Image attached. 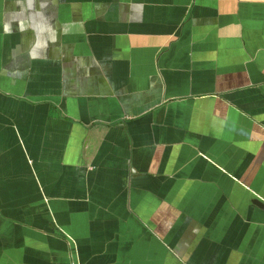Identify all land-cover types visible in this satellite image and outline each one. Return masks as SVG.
<instances>
[{
    "label": "crops",
    "instance_id": "0c3cea01",
    "mask_svg": "<svg viewBox=\"0 0 264 264\" xmlns=\"http://www.w3.org/2000/svg\"><path fill=\"white\" fill-rule=\"evenodd\" d=\"M264 0H0V264H264Z\"/></svg>",
    "mask_w": 264,
    "mask_h": 264
},
{
    "label": "water",
    "instance_id": "95a60500",
    "mask_svg": "<svg viewBox=\"0 0 264 264\" xmlns=\"http://www.w3.org/2000/svg\"><path fill=\"white\" fill-rule=\"evenodd\" d=\"M254 203H255L257 206H259V207H261V208H264V204H263L261 201H259V200H254Z\"/></svg>",
    "mask_w": 264,
    "mask_h": 264
}]
</instances>
